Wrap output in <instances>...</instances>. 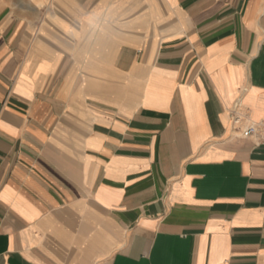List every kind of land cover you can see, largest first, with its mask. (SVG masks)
I'll return each mask as SVG.
<instances>
[{
    "label": "crops",
    "instance_id": "obj_1",
    "mask_svg": "<svg viewBox=\"0 0 264 264\" xmlns=\"http://www.w3.org/2000/svg\"><path fill=\"white\" fill-rule=\"evenodd\" d=\"M0 264H264V0H0Z\"/></svg>",
    "mask_w": 264,
    "mask_h": 264
},
{
    "label": "built area",
    "instance_id": "obj_2",
    "mask_svg": "<svg viewBox=\"0 0 264 264\" xmlns=\"http://www.w3.org/2000/svg\"><path fill=\"white\" fill-rule=\"evenodd\" d=\"M259 133V127L257 124L255 123H251L249 126H247L243 132H242V135L244 137H250L252 135H256Z\"/></svg>",
    "mask_w": 264,
    "mask_h": 264
}]
</instances>
